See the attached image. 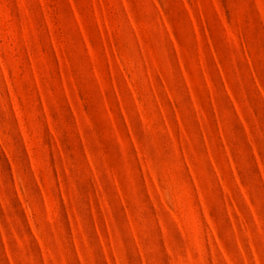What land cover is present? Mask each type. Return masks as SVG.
<instances>
[{
    "label": "rangeland",
    "instance_id": "1",
    "mask_svg": "<svg viewBox=\"0 0 264 264\" xmlns=\"http://www.w3.org/2000/svg\"><path fill=\"white\" fill-rule=\"evenodd\" d=\"M0 264H264V0H0Z\"/></svg>",
    "mask_w": 264,
    "mask_h": 264
}]
</instances>
